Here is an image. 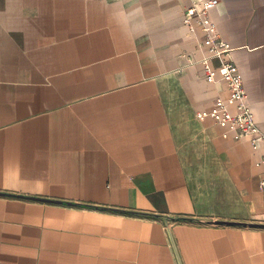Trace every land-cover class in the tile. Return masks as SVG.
<instances>
[{"label": "crops", "instance_id": "obj_1", "mask_svg": "<svg viewBox=\"0 0 264 264\" xmlns=\"http://www.w3.org/2000/svg\"><path fill=\"white\" fill-rule=\"evenodd\" d=\"M200 1L0 0V192L74 203L0 195V264H264L214 223H264V146L198 117L236 110ZM213 16L264 133V0Z\"/></svg>", "mask_w": 264, "mask_h": 264}, {"label": "built area", "instance_id": "obj_2", "mask_svg": "<svg viewBox=\"0 0 264 264\" xmlns=\"http://www.w3.org/2000/svg\"><path fill=\"white\" fill-rule=\"evenodd\" d=\"M219 0H201L191 4L184 13V23L191 32L200 29L203 33L201 46L210 54L209 59H217L222 79L230 90L229 102L234 104L236 110L232 112L223 100H217L210 111L198 113L199 118L211 116L215 122L228 125V130L234 133L236 140H248L254 150L264 146V133L258 127L255 114L248 102L245 82L237 64L229 58L233 50L224 40L219 31L213 10L217 9ZM208 58L204 60V71L207 81L214 82V68ZM264 187V180L261 181Z\"/></svg>", "mask_w": 264, "mask_h": 264}, {"label": "water", "instance_id": "obj_3", "mask_svg": "<svg viewBox=\"0 0 264 264\" xmlns=\"http://www.w3.org/2000/svg\"><path fill=\"white\" fill-rule=\"evenodd\" d=\"M0 195L5 196H13V197H20V198H26V199H32V200H41V201H47V202H54V203H67V204H74L72 202H64L60 200H53V199H47V198H40V197H34V196H25L20 194H11V193H5L0 192ZM215 224H222V225H234V226H242V227H255V228H264V223H253V222H242V221H225V220H216L214 221ZM169 236L171 238L172 244L176 250L175 242L173 240L171 231L168 230ZM177 253V251H176ZM178 255V253H177Z\"/></svg>", "mask_w": 264, "mask_h": 264}]
</instances>
